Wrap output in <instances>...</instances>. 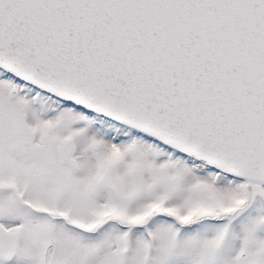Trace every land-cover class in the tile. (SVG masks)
I'll list each match as a JSON object with an SVG mask.
<instances>
[{"label": "snow or ice", "instance_id": "6c2138e0", "mask_svg": "<svg viewBox=\"0 0 264 264\" xmlns=\"http://www.w3.org/2000/svg\"><path fill=\"white\" fill-rule=\"evenodd\" d=\"M0 264H264V0H0Z\"/></svg>", "mask_w": 264, "mask_h": 264}]
</instances>
